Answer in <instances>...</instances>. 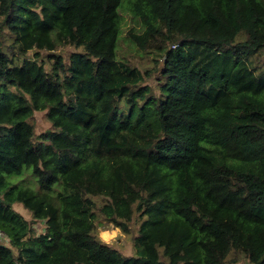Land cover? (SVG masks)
Listing matches in <instances>:
<instances>
[{
  "label": "trees",
  "instance_id": "1",
  "mask_svg": "<svg viewBox=\"0 0 264 264\" xmlns=\"http://www.w3.org/2000/svg\"><path fill=\"white\" fill-rule=\"evenodd\" d=\"M24 167L36 190L6 179ZM134 214L135 256L95 234ZM0 232V264H264V0H0Z\"/></svg>",
  "mask_w": 264,
  "mask_h": 264
},
{
  "label": "rangeland",
  "instance_id": "2",
  "mask_svg": "<svg viewBox=\"0 0 264 264\" xmlns=\"http://www.w3.org/2000/svg\"><path fill=\"white\" fill-rule=\"evenodd\" d=\"M121 15V24H120V34L117 47V56L128 60L132 66L140 70L141 73H144L146 70L153 69L154 71L150 74L149 77H144L145 83L152 87V90L157 93L155 86V78L157 76L158 69L152 61V55L149 53H144L143 51L138 50L126 39L127 31L130 28H136V23L133 18L120 11ZM6 36H9L6 33ZM73 49L66 46H59L55 50V53H58L62 56L64 61H67L68 57L72 53ZM34 54V51H30L28 56L31 57ZM41 58L44 60L45 67L49 68V62L47 60V52H40ZM209 54V55H208ZM203 53L196 52V59L198 64L205 68L208 65L211 71L217 72L221 71L222 65L219 62L222 57H215L212 53ZM218 72V73H219ZM28 122L31 123L34 127L35 135H38L51 128L50 122L47 120L45 112L34 111L32 116L28 119ZM6 179L14 184L19 186L29 187L33 190L37 189L36 179L31 174L30 167H24L23 173L20 176H6ZM97 202L104 203L105 199L103 197H93ZM13 209L18 212L26 221L30 223L31 229L35 234H40L44 231L45 226L42 221H35L31 217V214L25 210L21 204H13ZM140 219L137 214H134L131 222L129 223V232L124 233L119 228L113 227L111 224L105 222L102 219H98L95 228V234L98 238L107 243L112 248L118 250L124 256H135L136 250L133 244V238L137 234L139 228ZM2 244L9 247L8 240L5 239Z\"/></svg>",
  "mask_w": 264,
  "mask_h": 264
},
{
  "label": "built area",
  "instance_id": "3",
  "mask_svg": "<svg viewBox=\"0 0 264 264\" xmlns=\"http://www.w3.org/2000/svg\"><path fill=\"white\" fill-rule=\"evenodd\" d=\"M40 221H42V220H40ZM43 223H44V221H42ZM6 239V236L2 233V232H0V244H2V242L4 241Z\"/></svg>",
  "mask_w": 264,
  "mask_h": 264
},
{
  "label": "clouds",
  "instance_id": "4",
  "mask_svg": "<svg viewBox=\"0 0 264 264\" xmlns=\"http://www.w3.org/2000/svg\"><path fill=\"white\" fill-rule=\"evenodd\" d=\"M7 239V238H6Z\"/></svg>",
  "mask_w": 264,
  "mask_h": 264
}]
</instances>
